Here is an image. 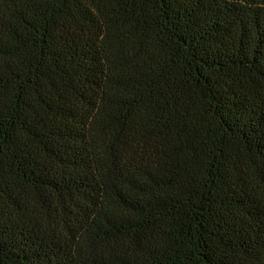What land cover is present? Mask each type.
Listing matches in <instances>:
<instances>
[{
  "label": "trees",
  "instance_id": "obj_1",
  "mask_svg": "<svg viewBox=\"0 0 264 264\" xmlns=\"http://www.w3.org/2000/svg\"><path fill=\"white\" fill-rule=\"evenodd\" d=\"M0 264H264V0H0Z\"/></svg>",
  "mask_w": 264,
  "mask_h": 264
}]
</instances>
